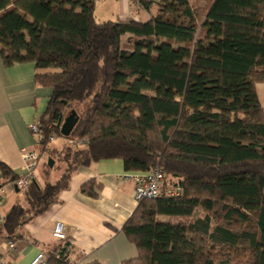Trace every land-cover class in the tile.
<instances>
[{
	"label": "trees",
	"instance_id": "obj_1",
	"mask_svg": "<svg viewBox=\"0 0 264 264\" xmlns=\"http://www.w3.org/2000/svg\"><path fill=\"white\" fill-rule=\"evenodd\" d=\"M208 1L138 0L155 5L149 21L98 23L93 0H0L3 64H34L51 90L38 120L45 175L49 159L65 167L55 183L34 178L0 232L45 212L80 167L120 159L126 172L160 168L180 191L138 203L121 229L138 255L123 264H264V0ZM55 136L86 144L57 151ZM0 172L3 186L17 180ZM69 247L43 251L46 264H71Z\"/></svg>",
	"mask_w": 264,
	"mask_h": 264
},
{
	"label": "crops",
	"instance_id": "obj_2",
	"mask_svg": "<svg viewBox=\"0 0 264 264\" xmlns=\"http://www.w3.org/2000/svg\"><path fill=\"white\" fill-rule=\"evenodd\" d=\"M93 1L98 23H145L156 14L155 5L144 11L131 0ZM35 75L32 63L6 67L0 58V163L17 178L23 173L21 150L40 152L37 137L30 134L29 125L44 114L51 96L49 88L35 84ZM255 89L264 115V83L257 84ZM126 173L120 159L101 160L77 169L56 203L15 230L11 237L0 232V252L5 264H28L38 249L43 252L57 247L60 241L52 237L56 222L63 224L70 240L68 260L71 264H123L135 259L137 248L121 231L138 205L133 183L124 178ZM35 178L42 183L38 171ZM2 181L0 172V184ZM87 183L93 185L88 191L96 195L81 192ZM4 186L7 197L2 213L6 216L13 205L23 203L24 195L23 191L16 190L14 182ZM9 239L15 241L12 251L6 246Z\"/></svg>",
	"mask_w": 264,
	"mask_h": 264
},
{
	"label": "built area",
	"instance_id": "obj_3",
	"mask_svg": "<svg viewBox=\"0 0 264 264\" xmlns=\"http://www.w3.org/2000/svg\"><path fill=\"white\" fill-rule=\"evenodd\" d=\"M135 5H138V0H131ZM29 132L31 135L38 137L41 134L38 120L33 121L29 125ZM52 137L49 141H52ZM68 144L72 147H82L86 144L85 139L81 140H68ZM22 158V171L23 173L14 182L17 189L26 190L35 178L36 171L39 166V161L42 154L36 150H21ZM126 180L133 183V195L137 203L145 200H156L161 198H174L180 195V191L175 186L165 181L164 173L160 168H154L149 172H127L124 175ZM6 186L0 184V225L5 222L6 216L2 213V208L6 200ZM52 237L55 240L62 241L67 237L64 233L63 224L56 222L53 230ZM7 249L12 251L15 249V241L9 239L6 241ZM0 264H5L3 256L0 252ZM28 264H46L44 253L38 249L36 255Z\"/></svg>",
	"mask_w": 264,
	"mask_h": 264
},
{
	"label": "rangeland",
	"instance_id": "obj_4",
	"mask_svg": "<svg viewBox=\"0 0 264 264\" xmlns=\"http://www.w3.org/2000/svg\"><path fill=\"white\" fill-rule=\"evenodd\" d=\"M204 2H202V0H198V3L199 4H202V5L208 4L209 1L206 0ZM198 3H195V4H198ZM179 95H180V92L177 93V97H179ZM83 108L84 107H78L76 109V112L78 114H81ZM66 143H68V142L65 139H63V138H57L55 136V137H53L52 141H49L48 147L50 149H54V150L60 151V150H62V148L65 146ZM42 158L43 159H42L41 163L43 164L45 161H47L46 155L43 154L42 155ZM42 164L37 169V171L39 173L42 172V178H43L42 179V183H44V181H46L48 183H55L56 181H58L60 179V177L62 176V173H63L65 167H64V164H61L58 161V158H55V157L53 158V166H52V168H50V170H51L50 172L51 173L49 172L48 175H45V173L47 174L48 171L47 172L45 171V167L44 166L42 167ZM200 214L201 215H204V213L202 211H200Z\"/></svg>",
	"mask_w": 264,
	"mask_h": 264
},
{
	"label": "water",
	"instance_id": "obj_5",
	"mask_svg": "<svg viewBox=\"0 0 264 264\" xmlns=\"http://www.w3.org/2000/svg\"><path fill=\"white\" fill-rule=\"evenodd\" d=\"M78 121V117L76 115L75 112H71L65 119H64V122L63 124L61 125V128H60V135L65 137V138H68L70 136V134L72 133V130L74 128V126L76 125ZM53 166V160L49 159L48 160V167L49 168H52ZM17 190V187L14 186Z\"/></svg>",
	"mask_w": 264,
	"mask_h": 264
}]
</instances>
